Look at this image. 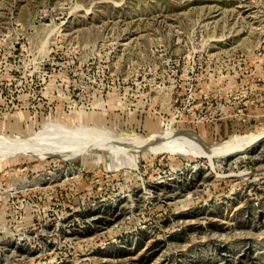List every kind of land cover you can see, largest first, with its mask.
I'll use <instances>...</instances> for the list:
<instances>
[{
  "label": "rangeland",
  "instance_id": "374dc122",
  "mask_svg": "<svg viewBox=\"0 0 264 264\" xmlns=\"http://www.w3.org/2000/svg\"><path fill=\"white\" fill-rule=\"evenodd\" d=\"M262 132L264 0H0V264H264V137L154 146Z\"/></svg>",
  "mask_w": 264,
  "mask_h": 264
},
{
  "label": "bare ground",
  "instance_id": "6f19581e",
  "mask_svg": "<svg viewBox=\"0 0 264 264\" xmlns=\"http://www.w3.org/2000/svg\"><path fill=\"white\" fill-rule=\"evenodd\" d=\"M96 134L93 133V135H96ZM83 135H85V133ZM90 136H92V134ZM157 137H159V136H157ZM263 137H264V132L256 134V135H253V136L251 135V136H248V137L246 136V137L231 138L230 140L225 141L222 144L216 146L212 150H210V149L209 150H201L200 148H197V147L194 148V146L190 147V145L187 143V141H184L182 137H176V138H171V139H167V140L162 138V139H164V141H161L160 140L161 138H160L159 142L160 141L161 142L159 144L155 143L154 146H157V148L159 150L166 151L168 153H171L172 155L174 153H179V155H181V153H182L184 155H187V154L194 155L195 157H197V156H206V157L211 158L213 156H218L220 158H223L225 156H228V155H231V154H234V153H238V152H242V151L246 150L248 147L253 146L256 143H258L259 141H261ZM135 140H137V139H135ZM157 140H158V138H157ZM132 141H131L130 144L136 143V142H132ZM137 142H138L139 145L137 143H136V145H138L139 148L140 147L144 148L148 144V143L145 144V142H143L142 140H140V141L137 140ZM147 146H149V144ZM150 146H151V144H150ZM186 146H189V147H186ZM128 148H129V146H128ZM145 149H147V148H144V150ZM150 150H152V149H150ZM125 151H126V149H125Z\"/></svg>",
  "mask_w": 264,
  "mask_h": 264
}]
</instances>
